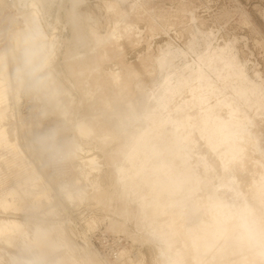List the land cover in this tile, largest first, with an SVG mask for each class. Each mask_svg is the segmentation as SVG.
I'll return each instance as SVG.
<instances>
[{"label":"rangeland","instance_id":"rangeland-1","mask_svg":"<svg viewBox=\"0 0 264 264\" xmlns=\"http://www.w3.org/2000/svg\"><path fill=\"white\" fill-rule=\"evenodd\" d=\"M31 1L38 2L46 31L58 35L56 58L47 70L64 102L56 106L38 97L47 93L41 80L47 70L42 71L30 79L34 87L29 84L19 97L16 93L9 96L10 121L20 123L23 119L30 125L41 120L46 136L51 133L59 141L60 135L64 136L75 167L82 171L81 183L72 202L58 187L51 193L53 200L38 199L41 189L27 180L31 166L27 168L10 147L0 143V217L19 216L44 228L62 223L68 242L59 241L57 233L51 236L37 230L39 257L35 264H108L99 254H116L123 249L124 254H140L143 264H165L166 241L155 232L165 221L151 226L150 216L163 209L165 216L175 218L177 212L168 201H161L145 213L149 205L145 204V191L135 198L131 189L134 186L137 190L140 179L132 180L128 175L120 179L117 165L131 167L124 153L143 127L127 114L140 113L147 101L151 104L152 92L158 94L167 88L161 83L165 77L169 75L172 82L177 72L208 51L233 56L264 89V0H0V49L9 53L12 62L24 58L11 56V38L17 25L24 22L22 14L31 11ZM209 66L213 73L223 71L216 63ZM113 67L120 70L119 80ZM164 105L165 101H160L157 107ZM255 108L254 134L264 150V105L263 109ZM80 120L91 128L89 138L78 132ZM9 134L11 139L21 136L20 143L26 146L21 132L14 135L10 129ZM27 155V165L28 159L39 165L35 154ZM93 155H99L101 167L91 170L86 159ZM47 172L44 169L49 175ZM92 218L96 221L90 224ZM101 242L113 248L103 251Z\"/></svg>","mask_w":264,"mask_h":264},{"label":"bare ground","instance_id":"bare-ground-1","mask_svg":"<svg viewBox=\"0 0 264 264\" xmlns=\"http://www.w3.org/2000/svg\"><path fill=\"white\" fill-rule=\"evenodd\" d=\"M29 4L31 11L22 14L24 22L17 25L11 38L14 47L11 56L24 57V60L12 62L9 53L0 49V143L10 147L27 168L31 166L26 179L41 189L38 199L53 200L51 193L58 187L72 202L82 171H78L80 166L75 167L64 136L59 134L60 142L50 138L51 133L46 136L41 120L30 125L23 119L20 123L10 121L11 93L19 97L21 91L30 87L31 78L50 68L56 58L58 35H50L44 28L38 2ZM210 54L209 51L199 54L194 63H188L183 72L175 74L172 82L169 83V75L165 77L161 83L167 88L158 94L152 92L150 105L147 101L140 113L127 114L142 122L143 127L133 135L124 153L131 167L127 168L124 163L117 165L119 177L124 180L128 175L145 183L141 185L139 181L137 190L133 185L131 188L135 198L145 191V204H149L145 213L163 201H168L177 212L175 218L165 216L163 209L158 215L150 216L151 226L165 221L155 231L166 241L163 242L165 264H264V150L254 134L252 113L254 106L255 110L263 109L264 89L233 56L219 50ZM209 63L218 64L223 71L213 73ZM112 70L119 80L120 70L117 67ZM50 72L47 70L41 77L46 89L39 81L47 93L38 97L61 106L63 97L51 82ZM160 101L166 103L163 108L157 107ZM61 112L63 115L64 111ZM76 127L83 137L89 138L91 128L84 120L78 121ZM10 129L14 135L21 132L25 147L20 143L21 136L9 137ZM58 152L70 162L67 169L55 171L53 168L54 155ZM28 153L35 154L42 167L29 159L27 165L24 160L30 158ZM86 162L91 170L101 167L99 155L87 158ZM13 206L19 207V203ZM90 220V224L96 221ZM38 229L51 236L57 233L59 241L68 242L62 223L44 228L38 224L32 226L19 216L0 217V264H35L39 257L35 245ZM124 253L126 249L113 260L99 256L108 264H143L140 254Z\"/></svg>","mask_w":264,"mask_h":264},{"label":"built area","instance_id":"built-area-1","mask_svg":"<svg viewBox=\"0 0 264 264\" xmlns=\"http://www.w3.org/2000/svg\"><path fill=\"white\" fill-rule=\"evenodd\" d=\"M57 137V136H56ZM50 138H54V141L56 142H60L58 137L55 138V135L51 136ZM69 164L70 162L68 161V159L65 157V155H63L62 153H56L54 155V164H53V168L55 169V171H59L61 170L62 168L64 169H67L69 167ZM103 243L104 242H101L102 244V247H105L103 251H108L110 248H113L112 245H108V244H105L104 243V246H103ZM115 244V243H114ZM113 250V249H112ZM102 251V252H103ZM101 252V251H100ZM101 252V253H102ZM120 251H116V254H109V253H104L102 255H105L107 256L108 258H110L111 260L115 259L117 256H118V253Z\"/></svg>","mask_w":264,"mask_h":264}]
</instances>
